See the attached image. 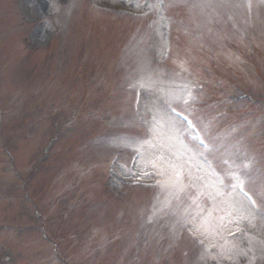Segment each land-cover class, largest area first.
Wrapping results in <instances>:
<instances>
[{
    "label": "rangeland",
    "instance_id": "374dc122",
    "mask_svg": "<svg viewBox=\"0 0 264 264\" xmlns=\"http://www.w3.org/2000/svg\"><path fill=\"white\" fill-rule=\"evenodd\" d=\"M116 8L142 17L107 12ZM149 77L151 91L132 87ZM263 95L264 0H0V156L32 179L43 214L0 174V264H264ZM52 115L59 136L46 149ZM154 117L157 148L224 194L203 207L231 199L252 223L189 232L195 191L176 199L141 176L129 146L149 139Z\"/></svg>",
    "mask_w": 264,
    "mask_h": 264
},
{
    "label": "snow or ice",
    "instance_id": "6c2138e0",
    "mask_svg": "<svg viewBox=\"0 0 264 264\" xmlns=\"http://www.w3.org/2000/svg\"><path fill=\"white\" fill-rule=\"evenodd\" d=\"M148 7H152V5H148ZM136 86H139V88L144 89L145 91H151L153 81L150 77L147 79L142 78L136 85H132V87ZM153 120L154 126L149 129L150 138L129 146L133 147L141 156L142 164L139 173L141 176L151 177L154 173L155 176L158 177L157 186L162 190L170 191L171 194H174L176 199H179L180 194L184 193L187 188H192L195 191L196 194L189 197L191 204L188 208H185L182 213L185 217V224L191 225L189 232L193 236H197V234L218 235L219 226L213 224L214 219H218L221 224L225 219H227L229 223H235L237 225H239L241 220H247L249 223H252V219H250L249 214H247L244 205L238 204L231 199H223L220 204L214 203L211 210H206L203 207L199 202L201 197L207 195L209 199L215 201L217 197L224 195L220 187L215 183L206 182L202 176L194 173L189 162L182 161L180 155L171 153L170 150H167L169 151V154L166 155V151L159 150L157 148V143L155 142L159 139L157 127L158 122L155 121V117ZM203 143V140H201V144ZM204 146L208 151H212L209 145ZM159 147L162 149L164 146L161 143ZM189 151L191 150L189 149ZM225 162L227 163V161ZM241 167L247 169L249 164L244 163ZM148 169H152L153 171L149 172ZM232 176L233 179L237 181L235 186L240 187L241 190H243L245 184L244 173L234 172L232 173ZM248 199L254 206L255 201H252L251 197H248ZM170 204L171 200H168L166 201L165 206H170ZM193 206L196 211L190 213L189 208ZM217 211L224 212L226 215L215 217L214 213ZM201 243L203 242L201 241ZM232 250L233 249H230L229 251ZM240 254L243 255L242 252Z\"/></svg>",
    "mask_w": 264,
    "mask_h": 264
}]
</instances>
